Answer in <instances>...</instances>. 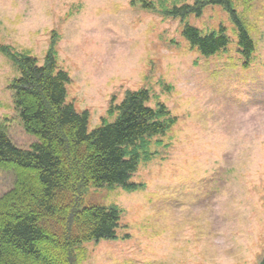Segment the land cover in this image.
Wrapping results in <instances>:
<instances>
[{
	"label": "rangeland",
	"instance_id": "374dc122",
	"mask_svg": "<svg viewBox=\"0 0 264 264\" xmlns=\"http://www.w3.org/2000/svg\"><path fill=\"white\" fill-rule=\"evenodd\" d=\"M0 0V44L43 64L54 32L57 60L71 78L67 103L90 112L89 130L128 91L146 89L176 120L151 141L132 182L143 189L92 188L83 207L118 206L116 240L86 245L84 264H263L264 0L235 1L255 29L257 49L244 66L229 14L219 6L185 22L210 34L225 27L229 48L211 57L191 49L179 19L161 13L195 0ZM21 76L0 52V122L12 141L37 142L21 124L10 90ZM115 99V101H113ZM113 101V102H112ZM14 177L0 171V196Z\"/></svg>",
	"mask_w": 264,
	"mask_h": 264
},
{
	"label": "trees",
	"instance_id": "16d2710c",
	"mask_svg": "<svg viewBox=\"0 0 264 264\" xmlns=\"http://www.w3.org/2000/svg\"><path fill=\"white\" fill-rule=\"evenodd\" d=\"M235 1L195 0L173 8L164 4L161 13L185 24L192 16L202 17L208 7H222L235 26L239 53L248 67L257 49L255 29ZM132 3L157 11L147 0ZM53 35L43 64L0 44V52L21 72L10 86L15 109L25 132L37 139L29 149L20 148L6 122H0V171L14 177L12 189L0 196V264H84L87 244L116 240L123 211L115 205L83 207L86 191L107 186L143 189L132 182L142 154L149 161L151 141L165 136L176 122L166 105L149 106L151 93L142 89L128 91L120 105L113 99L108 114L115 121L90 131V112L79 113L67 103L72 80L58 66ZM183 35L204 57L231 44L225 27L204 34L186 23Z\"/></svg>",
	"mask_w": 264,
	"mask_h": 264
}]
</instances>
